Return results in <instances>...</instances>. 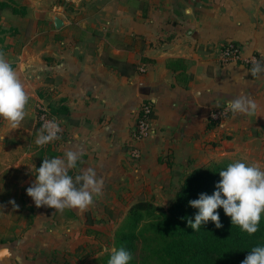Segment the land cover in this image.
<instances>
[{"label":"crops","instance_id":"1","mask_svg":"<svg viewBox=\"0 0 264 264\" xmlns=\"http://www.w3.org/2000/svg\"><path fill=\"white\" fill-rule=\"evenodd\" d=\"M14 1L25 14L0 10V52L29 100L17 128L0 118V264H67L110 250L131 206L167 208L193 168L239 161L264 171V74L218 64L228 41L264 64V0ZM41 94L68 110L52 147L35 144ZM238 95L255 99V114L232 113L220 131L209 129V111ZM144 100L153 103V132L133 164L126 144ZM69 150L81 154L69 175L93 168L103 195L84 211L37 208L26 192L35 170Z\"/></svg>","mask_w":264,"mask_h":264},{"label":"clouds","instance_id":"2","mask_svg":"<svg viewBox=\"0 0 264 264\" xmlns=\"http://www.w3.org/2000/svg\"><path fill=\"white\" fill-rule=\"evenodd\" d=\"M250 71L258 78L264 74V64L255 61ZM28 100L29 96L16 71L0 52V118L17 128L25 119ZM227 109L234 115L252 116L257 103L251 96L238 95L228 101ZM61 131L60 122L55 117L45 121L35 144L43 147L59 139ZM80 160L81 154L73 150L67 151L64 158L43 159L40 168L35 170L34 183L26 190L37 208L47 206L62 213L65 209L84 211L94 206L96 198L103 195L105 181L93 168L83 169L74 177L69 175ZM219 175L221 180L211 196L201 194L198 199L189 201L192 208L199 210L195 222L188 221L189 227L196 232L202 223L211 221L217 229H221L223 224L217 209L222 208L225 215L231 218L232 225L239 226L249 236L257 233L264 213V171L256 165L237 161L230 163ZM9 203L16 207L14 200ZM131 259V253L125 248L113 247L107 264H129ZM242 264H264V246L252 248Z\"/></svg>","mask_w":264,"mask_h":264},{"label":"trees","instance_id":"3","mask_svg":"<svg viewBox=\"0 0 264 264\" xmlns=\"http://www.w3.org/2000/svg\"><path fill=\"white\" fill-rule=\"evenodd\" d=\"M14 1V0H12ZM8 9L15 15L23 16L25 7H18L0 1V10ZM122 66L116 61L105 64ZM121 67V71L122 68ZM135 71L134 66H129ZM47 100V96L41 94ZM52 114L65 116L68 110L63 101L55 104L46 101ZM230 163H212L193 168L182 176L174 200L167 207H159L150 201L140 200L131 206L123 220L114 231V247L125 248L132 255L129 264H135V253L148 252L143 264H242L252 248L264 246V213L258 225V232L249 236L239 226L232 225L231 218L222 208L217 209L223 224L217 229L211 221L202 223L199 231L194 232L188 221L195 222L198 209L192 208L189 201L196 200L201 194L211 196L220 182L219 172L226 170ZM110 254L103 256L99 264H107ZM149 261H152L149 263Z\"/></svg>","mask_w":264,"mask_h":264},{"label":"built area","instance_id":"4","mask_svg":"<svg viewBox=\"0 0 264 264\" xmlns=\"http://www.w3.org/2000/svg\"><path fill=\"white\" fill-rule=\"evenodd\" d=\"M259 61V57L254 55L247 59L242 58L241 47L233 41L226 42L218 50V64H239L252 68L253 63ZM143 72L141 68L139 70ZM232 112L227 109V104H221L213 107L207 117V126L213 131H220L224 121H226ZM36 122L39 130L42 128L45 121L52 120L54 117L60 122V128L62 131L59 133V139L50 142L44 147H52L62 139L64 134V121L63 116L52 114L48 108L46 101L43 99L38 100L35 105ZM153 103L144 100L139 104L136 113L133 115V125L130 129L129 138L126 144V153L129 157L130 162L133 164L137 163L140 159L141 152L138 144L149 137L153 132Z\"/></svg>","mask_w":264,"mask_h":264},{"label":"rangeland","instance_id":"5","mask_svg":"<svg viewBox=\"0 0 264 264\" xmlns=\"http://www.w3.org/2000/svg\"><path fill=\"white\" fill-rule=\"evenodd\" d=\"M58 1H62V0H58ZM8 2H10L11 4H14L18 7H24V6L18 4L15 1H12V0H8ZM113 244H114V242H113V238H112V248L114 247ZM98 250H100V251L93 250V251L87 252V254H84V255L82 254V256L78 259V261L74 262L75 260L71 259V262H67V264H99L97 261H99V259H101L103 256L110 254L111 249L110 250L108 249L109 251H107V252L101 251V249H98ZM148 255H149L148 252H142L141 250H139L137 253H135V257H134V258H136L135 264H143L145 257H147ZM151 262L152 261H149V263H151Z\"/></svg>","mask_w":264,"mask_h":264},{"label":"water","instance_id":"6","mask_svg":"<svg viewBox=\"0 0 264 264\" xmlns=\"http://www.w3.org/2000/svg\"><path fill=\"white\" fill-rule=\"evenodd\" d=\"M54 25L57 29L61 28L63 26L62 21L59 18L54 19Z\"/></svg>","mask_w":264,"mask_h":264}]
</instances>
